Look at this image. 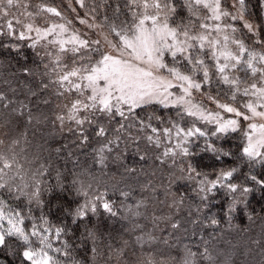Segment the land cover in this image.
<instances>
[{
	"label": "trees",
	"instance_id": "trees-1",
	"mask_svg": "<svg viewBox=\"0 0 264 264\" xmlns=\"http://www.w3.org/2000/svg\"><path fill=\"white\" fill-rule=\"evenodd\" d=\"M21 1L30 11L54 7L61 13V17L54 18L71 25L76 21L73 7L78 5L77 0ZM175 2L177 11L170 23H186L188 10L178 0ZM234 2L221 0V6L233 13ZM117 3L118 18L113 15ZM245 7L244 15L250 23L260 26L259 33L255 36L248 33L239 21L236 37L243 39L247 47L264 51L255 43L264 41V0H245ZM204 11L199 15L205 14ZM81 14L103 25L99 28L114 41L104 18L107 16L117 26L121 21L131 20L123 0H83ZM194 23L198 25L199 21ZM30 44L29 40L0 36V92L6 97L0 103V152L14 155L22 165L15 173V185L31 192L39 182L44 203L40 208L35 203L29 205L32 214L46 216L53 226L66 227V236L60 241L52 240L54 247L62 246L64 240L71 246L70 258L60 256L64 264H184L186 259H191L192 264H264V187L245 179L248 175L264 179V165L245 162L241 155L242 131L211 139L217 148L232 154L228 157L203 151L204 138L190 146L193 155L164 156L165 148L170 145L157 147L150 143L146 139L152 135L149 130L133 124L117 132L116 119L110 121L97 115L95 123L82 126L88 137L82 143L81 131L76 126L71 127L72 131L64 130L57 120L64 95L55 83L53 60L38 48L29 47ZM86 55L82 52L69 56L68 69L79 67L82 56ZM91 55L96 59L94 53ZM218 88L221 100L231 102L223 95L227 92L223 84L203 91L216 96ZM197 99L212 107L213 103L205 98L197 96ZM245 100L237 96V102ZM151 114L174 115L151 107L146 112L138 110L141 119ZM97 125L106 128L104 137L96 135ZM154 126L159 127L155 122ZM109 140L116 141L110 145L111 150L99 153L97 149ZM189 164L208 174L210 180L222 169L239 166L240 171L232 182L253 191L241 195L239 191L230 193L217 188L207 194V200H202L200 178H190ZM73 180L79 182L75 187ZM80 184L84 185L89 199L105 193L116 215L98 207L95 214L89 213L85 219L73 223L65 210L83 203L84 198L76 194ZM3 199L11 209L27 211L25 196L17 199L16 195L4 192ZM213 219L216 224H212ZM22 251L21 242L8 238L6 246L0 247V264H28ZM190 252L194 254L191 257Z\"/></svg>",
	"mask_w": 264,
	"mask_h": 264
},
{
	"label": "snow or ice",
	"instance_id": "snow-or-ice-1",
	"mask_svg": "<svg viewBox=\"0 0 264 264\" xmlns=\"http://www.w3.org/2000/svg\"><path fill=\"white\" fill-rule=\"evenodd\" d=\"M4 2L0 0V5ZM178 2L188 10L186 23H170L177 11L175 0H123L131 16L130 21H121L117 26L110 23L107 16L104 18L115 42L109 40L108 36H104L102 43L100 39H85L78 34H72L70 40L60 39L63 33L68 32L65 24H51L44 29H33L32 24H27L25 28L28 34L20 31L17 35L12 20L6 22L7 31L0 30V36L31 40V48H35L41 40L45 41V47L52 45L58 48L52 58V72L57 75L55 83L60 88L77 94L68 108L67 120L74 122L77 130L81 131L82 143L88 140L82 126L95 123L97 115L106 116L110 121L116 119L119 124L117 132L133 124L139 125L141 130H149L152 135L146 139L150 143L157 147L170 145L165 148L164 156L193 155L190 146L195 140L204 138L203 151L228 157L232 154L217 148L210 142L211 139L242 131L244 143L241 145V155L245 162L264 165V51L247 47L243 39L236 38L239 30L232 23L224 21H241L247 32L254 36L258 35L260 26L245 21V0H235L233 7L239 5L235 13L222 8L221 0ZM14 3L16 0H6L7 6ZM77 3L83 7V0H77ZM201 10H206L208 14L199 15ZM41 11L61 17L54 7H44ZM119 14L120 6L117 3L113 15L118 18ZM197 20L198 25L194 23ZM79 22L87 24L86 20ZM88 27L103 25L90 24ZM33 31L36 33L35 39L31 35ZM50 36L52 39H48ZM255 43L264 49V41L256 40ZM69 44L71 47H68ZM105 44L108 48H105ZM82 52L88 55L82 56L80 66L66 71L62 56L67 53L75 56ZM93 53L96 59L92 58ZM48 55L51 56V53ZM218 84L226 86L227 92L223 95L231 103L221 101L219 88L216 96L203 91ZM60 94L63 95V92ZM197 96L213 103L216 110L208 108ZM237 96L248 98L247 102L240 104L244 111L233 106L237 103ZM4 100L6 97L0 92V103ZM150 107L167 110L174 115L151 114L141 119L138 110L146 112ZM226 114L231 115L225 118ZM65 119L63 115L57 117L61 126ZM240 120L247 122L243 129ZM154 122L159 127L154 126ZM208 126H211V130ZM106 134V128L97 125L96 135L104 137ZM113 143L116 141L109 140L97 151H110ZM20 168L22 165L14 155L0 152V247L6 246L8 238H16L23 245L22 256L28 264H64L60 256L70 258L71 246L64 240L62 246L54 247L52 240L60 241L67 235V229L51 225L44 215L36 217L32 214L29 205L35 203L40 208L44 203L40 198L42 189L39 182L31 192H25L15 185V173ZM239 171V166L222 169L215 179L210 180L208 174L197 171L191 164L188 166L190 178H200L198 185L202 200H207V194L217 188H224L230 193L239 191L241 195L252 192V188L232 182ZM245 179L264 187V179H258L255 175H248ZM78 183L77 180L72 181L74 187ZM4 192L16 195L17 199L25 196L27 211L11 209L3 199ZM76 194L84 198L83 203L65 210L73 223L85 219L89 213L95 214L98 207L116 215L105 193L89 199L84 185L80 184ZM37 220L39 223L35 222ZM26 222L28 227H25ZM216 223L213 219L212 224ZM193 255L189 253V257ZM184 264H192V260L186 259Z\"/></svg>",
	"mask_w": 264,
	"mask_h": 264
},
{
	"label": "rangeland",
	"instance_id": "rangeland-1",
	"mask_svg": "<svg viewBox=\"0 0 264 264\" xmlns=\"http://www.w3.org/2000/svg\"><path fill=\"white\" fill-rule=\"evenodd\" d=\"M222 7V6H221ZM44 7H40V9L38 11H30L26 8V3L21 1V0H16V3H14L13 6H7L6 2H4V4L0 7V28L1 29H7L6 28V22L8 20H12L13 21V27L16 31V33L18 34L20 31H24L26 34L27 30L25 28V26L27 24H32L33 29L35 28H40V29H44L48 26H50L51 24H65L66 27H68V32L63 33L59 38L60 39H65V40H70L72 34H78L80 35L82 38H91L93 40L95 39H100L102 43H104V36H108L109 40H112L113 42H115L110 36L109 34H105V32H103L99 27H95V28H89L88 25H97L89 16H81V6L80 4H78L77 6H74V16H75V22L71 24H68L67 22H65L64 20L61 21L60 19H56L54 18L55 15L48 13L46 11H41V9ZM235 10L233 13L236 12L237 8H239L238 5H236V7H234ZM80 9V10H79ZM83 10V8H82ZM205 14H203L202 16L207 15V11H204ZM5 13H7L5 15ZM244 19L245 21L249 22L248 19L246 18V16L244 15ZM80 20H86L87 24H81L79 21ZM224 22L227 23H232L237 29H239L238 25H236L237 22L239 21H233V22H228L227 20H225ZM243 23V22H242ZM250 23V22H249ZM32 37L35 39L36 38V33L35 31H33L31 33ZM237 36V33L235 34ZM237 38V37H236ZM48 39H52V37L50 36ZM31 43L32 41L29 40ZM45 45V41L41 40L39 44H37L36 48H38L41 52H43L44 54L48 55V53H51L50 59L53 60L52 58L57 54L58 48L52 45H47V47L44 46ZM68 47H71V45L69 44ZM105 48H108V45L105 44ZM233 50H235L234 46H233ZM84 53V52H83ZM69 56H72L71 53H67L64 54L62 56V65H66V60L69 59ZM73 65V64H72ZM73 67H76L75 65L70 67L71 69ZM68 69V67H66V71L67 70H71ZM59 71V69H58ZM250 82V81H249ZM64 98L62 101V105H61V113L60 116L63 115L66 117L64 125L61 126L62 129L64 130H68L71 127H74L77 125H75L74 122L67 120V115H68V108L71 107V102L77 98V94L75 93V91L69 92V91H62ZM87 94V93H86ZM74 96V98H73ZM245 98V97H243ZM247 99L243 102H247ZM222 102H228V101H224L221 100ZM243 102H237L236 104H234L233 106L235 107H239L241 111H244V109L242 107H240V104ZM231 103V102H228ZM67 106V107H65ZM210 109H212L213 111L216 110L215 105L212 104V107H208ZM82 115V113H81ZM228 115L231 114H226L225 118L228 117ZM60 123V121H59ZM72 123V124H71ZM245 121L240 120V126L241 129H243L246 126ZM71 124V125H70ZM61 125V124H60Z\"/></svg>",
	"mask_w": 264,
	"mask_h": 264
}]
</instances>
